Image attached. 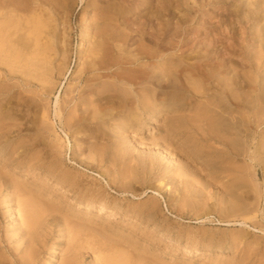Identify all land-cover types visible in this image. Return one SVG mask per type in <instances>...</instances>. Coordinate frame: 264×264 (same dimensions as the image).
Here are the masks:
<instances>
[{
    "label": "rangeland",
    "instance_id": "1",
    "mask_svg": "<svg viewBox=\"0 0 264 264\" xmlns=\"http://www.w3.org/2000/svg\"><path fill=\"white\" fill-rule=\"evenodd\" d=\"M93 1L100 6L88 9ZM108 2L0 0V25L22 27L20 33L30 41L26 55L34 62L25 70L35 67L37 72H50L41 80L29 73L37 86H22L11 80L9 73L21 75L24 69L13 67L11 71L9 57L0 50V145L6 147L0 151V263L107 264L109 259L117 264H264L263 164L258 158L252 161L229 154L230 148L217 137L202 139L193 133L189 124L194 119V124L203 127L202 133L208 125L203 119L208 104L202 90L191 97L160 94L158 103L182 99L184 109L176 114L163 110V119L156 127L143 124L139 117L135 124L112 129L113 115L129 119L128 110L136 111L133 94L125 92L128 110L113 104L97 107L94 99L104 94L94 96L89 107L88 101L84 104L80 99L91 90L88 79L100 76L88 71L96 35L90 25L99 24L102 32L113 28L116 20L123 21L118 15L113 17ZM184 2L137 0L134 12L140 23L157 11L162 12V21L170 19L172 23L184 18ZM187 2L194 5L192 0ZM233 10L234 4H211L194 15L187 28L200 34L208 24L222 25L229 38L244 31L236 21L228 20ZM151 21L157 20L153 17ZM123 35L128 38L129 31ZM126 42L114 45L123 48ZM228 43L218 40L216 44L218 52L222 49L223 62H228ZM240 53L237 50L232 57L238 70L247 64ZM107 55L111 63V56L119 58L125 53L113 51ZM120 63L125 77L136 82L155 62L139 60L134 64L122 58ZM263 71L264 66L260 70L247 68V75L261 81ZM13 82L15 87L10 91ZM42 86L47 89L45 93L40 90ZM12 95L14 100L10 99ZM101 111L106 113L102 118L93 116ZM237 111L236 115H243L250 127V151H255L264 134V122L257 127L253 110L245 113L238 107ZM254 136L257 139L252 140ZM253 166L260 174L257 180L251 175ZM245 167V175L239 173L245 179L243 188L235 192L236 196L227 194L229 181ZM171 176L174 183L166 184ZM240 199L254 211L241 210ZM70 200L74 206L69 205ZM102 202L106 207L100 212ZM25 203L33 204L28 207L35 212L33 228L24 223L26 217L22 219L28 212ZM79 204H90V210ZM209 241L232 246L224 252L217 246L206 250ZM54 244L55 253L51 251ZM194 244L201 249L186 252L185 246Z\"/></svg>",
    "mask_w": 264,
    "mask_h": 264
},
{
    "label": "bare ground",
    "instance_id": "2",
    "mask_svg": "<svg viewBox=\"0 0 264 264\" xmlns=\"http://www.w3.org/2000/svg\"><path fill=\"white\" fill-rule=\"evenodd\" d=\"M108 1L107 7L110 9L113 17L114 15H118L123 21L116 20L115 26L113 28L110 27L107 31L103 30V33L100 31L101 26L99 24L94 22L90 25L91 29H94L96 32V35L92 41V47L89 45L91 47V62L88 64V71L91 70L94 73L100 74V76L97 77L98 79L96 80L88 79V86H91V90L87 95H83L80 98L82 102L87 104L86 102L88 101L89 107L91 106L89 102L94 96L104 94L101 99H94V101L97 102V107L113 104L116 107L123 106L122 108H124L127 104L125 92L133 94L137 101L135 104L136 111L131 108L128 110V107L124 108L128 110L127 116H129V119H123V116L113 115L110 119V124L112 122L115 123L112 129L115 130L121 126L132 123L135 124L139 117L143 118V124L156 127L158 125L157 122L163 119H161L163 110H166L169 114H176L184 109V100L182 99L175 100L170 98V100L158 103V96L160 94L168 93L178 95V93H181L184 97H191L192 93L202 90L206 95L204 99L208 104L203 119L208 125L207 129L203 130L202 133L200 129H203V127L194 124L196 121V119H194L189 124L191 126L190 129L194 131L193 133L202 139L209 136L217 137L220 142L225 143L230 148L231 151H229V154L249 157L252 161L258 158L264 168V134L261 135V139H258L256 150L251 152V144L249 142L251 134L250 127L246 119L242 117L243 115H236L238 107H241L245 113L251 110L254 111L257 127L264 122V79L258 81V79L247 75V68L255 69V67H257L260 70V68L264 66V0H192L194 5H190L186 0V2L181 3L183 9L181 12H184V18L180 17L177 21L172 23L170 19L165 22L164 19L162 21L161 19L164 16L162 12H158L157 10V13L153 14L150 19L140 23L134 12V5L137 0ZM190 1L191 0H189V2ZM211 4L224 7L234 4V10L228 15V20L230 22L236 21V24H239L244 31H239L240 33L237 34L234 33L228 38V33L224 32L222 25L216 26L207 23L208 25L206 24L205 32L200 30V34L194 30L188 29L187 26L190 24L189 21L192 20V17L201 14L206 6H210ZM90 6L98 7L100 5L97 4V1H93L92 3L90 2V5L88 4V9ZM153 17L157 20L156 22L151 21ZM12 25H0V50H4L9 57L7 65L11 68V71L13 67H22L24 70L21 71V75H17L16 72L9 73V78L11 80H16L22 86H37L34 79H30L29 75L41 80V76L47 77L50 72H48V70L37 72L35 67L34 69L29 68L27 71L25 70L27 66L32 67V62H34L26 55V50L31 46L30 41L27 36L25 37L24 34L20 33L22 27ZM126 30L129 31V37H131L129 41H127L129 37L125 38L123 35V32ZM218 40H229L226 46L227 51H225V53L227 52L228 54V57L226 56L228 62H223L220 59L223 54H221L222 49L221 53L216 49ZM121 41L123 43L127 41V46L122 48L119 45H114L115 42ZM129 45L131 46L130 48L128 47ZM257 48H260V50L251 53ZM237 50L241 51L240 54L244 55L247 62L245 67H242L241 70H238L232 61ZM113 51H119L125 53V55L119 58L111 56L112 61L109 63L110 59H106L108 56L107 54H113ZM81 52H83V50H81ZM122 58H126L127 61L134 64L139 60H154L155 63L145 68L143 70L144 76L135 82L126 78L123 68L119 66ZM190 58H195L196 61L188 62ZM24 61L25 63H23ZM227 64H230L229 67H226ZM260 74L264 76V71L260 72ZM252 86L254 89L248 92L247 89ZM14 87L15 85L13 82L8 89L12 91ZM44 89H46V87L42 86L40 90L43 92ZM136 89L138 90L136 91ZM46 91H44V93ZM129 91L131 92L129 93ZM13 97L12 95L10 99H13ZM104 115H106L104 111L100 113L95 112L93 114L95 118H102ZM152 118H156L155 121H152ZM177 119L179 122L183 123L181 118L177 117ZM175 130H178V127H176ZM254 134H256V132H254ZM255 139H257V137L254 136L252 140ZM5 150L6 147L0 145V151L4 152ZM196 154H199V152L197 151ZM245 171L246 167L240 170V172H236L235 177L229 181V186L225 188L227 194L236 196V191L243 188L245 179L240 176L239 173L245 175ZM251 175L254 180L259 179L260 174L256 167H254ZM172 177L173 176L168 179L166 184L174 183L175 179ZM239 201L242 203L240 205L241 210L248 213L254 211L252 207H249L250 205L247 204L246 200L243 201L240 199ZM33 204L35 207L36 204ZM38 204L36 207H38ZM30 205L24 207L28 212L25 216H23L24 214L22 215V219L26 217L27 220H25L26 222L24 223H26L28 227L33 228L36 224V220H34L35 218L33 217L35 212L29 210V208L31 209ZM69 205L74 206L75 204L70 200ZM80 205L90 210V204H79V206ZM34 207H32V210L35 209ZM105 207L106 203L102 202L99 206V211L102 212V209ZM19 208L23 210V206ZM42 209L40 207L41 211ZM44 211L46 212L45 209ZM43 214L45 213L43 212ZM149 214L153 216L152 212ZM110 215L112 214L110 213ZM36 217L38 216L36 215ZM228 221L230 222V220H227V222ZM167 236L166 238H172L169 235ZM216 246L220 252H224L229 250L232 244L219 243L218 245H214L209 241L205 244V249L213 250ZM200 247L199 244L187 245L185 246V250L186 252H198L201 249ZM56 248L57 245H52L51 251L55 253ZM133 255H131V257ZM114 256H116V254H114L113 257ZM117 259H119V256ZM122 259H125V255ZM119 261L122 260L119 259ZM106 263L117 264V262L109 259ZM124 263L125 262H123V264Z\"/></svg>",
    "mask_w": 264,
    "mask_h": 264
}]
</instances>
